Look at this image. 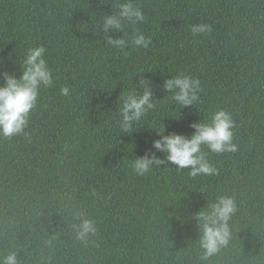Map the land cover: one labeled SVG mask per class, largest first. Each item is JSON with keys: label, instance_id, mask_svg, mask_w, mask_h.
Returning <instances> with one entry per match:
<instances>
[{"label": "trees", "instance_id": "16d2710c", "mask_svg": "<svg viewBox=\"0 0 264 264\" xmlns=\"http://www.w3.org/2000/svg\"><path fill=\"white\" fill-rule=\"evenodd\" d=\"M138 2L153 43L124 55L94 27L112 14L111 0H0V73L19 78V57L42 44L56 78L27 135L0 137V252L20 249L21 264H201L192 217L227 195L237 203L232 239L211 264H264V0ZM197 23L213 31L193 38ZM178 72L203 89L183 109L161 89ZM142 79L163 103L147 123H163L165 134L191 136L194 122L220 109L232 115L238 150L205 148L218 175L192 179L170 162L133 173L129 162L156 152L159 136L147 125L120 132L117 99ZM63 86L70 97L59 94ZM74 211L96 221L87 245L71 227Z\"/></svg>", "mask_w": 264, "mask_h": 264}, {"label": "clouds", "instance_id": "9594fccd", "mask_svg": "<svg viewBox=\"0 0 264 264\" xmlns=\"http://www.w3.org/2000/svg\"><path fill=\"white\" fill-rule=\"evenodd\" d=\"M109 3V0H102ZM112 14H101L99 23L94 25L96 32H103L105 44L110 49L128 55L131 50L149 49L153 43L151 35L141 30L148 22L143 4L138 0H111ZM193 38L210 34V24L197 23L190 26ZM122 33L119 38L111 34ZM44 45H33L27 48L23 57H19L22 75L7 71L0 73L3 85L0 86V137L12 138L27 135L26 129L30 117L38 105L42 93L56 84L54 70L50 67ZM136 73L134 74L135 77ZM161 89L168 94L166 100L179 109L195 105L199 93L203 91L201 81L184 72H178L170 79H164ZM62 97H70L67 86L59 88ZM155 97L151 81L142 79L122 92L117 99V127L120 132L131 135L134 129L147 125L156 131L159 139L152 142L156 152L165 154L164 159L157 157L156 152H146L144 156L130 161L128 166L137 176L149 174L155 167L170 162L177 166V171L187 170L190 178L218 175L219 170L209 161L205 152L223 154L236 152L238 146L233 143L235 121L232 115L223 110L215 111L210 119L194 122L195 130L191 136L183 134H165L163 123H147L148 118L160 111L163 103ZM237 212V203L231 196H217L208 206L192 217L200 229L197 248L201 264H211L212 258L218 256L232 239L230 221ZM72 223L76 239L87 245L91 237L98 234L94 219L86 217L82 211L72 213ZM52 239H55L53 237ZM52 239L47 241L52 246ZM20 249L0 252V264H21ZM43 262V257H42ZM46 264H51L49 257Z\"/></svg>", "mask_w": 264, "mask_h": 264}]
</instances>
